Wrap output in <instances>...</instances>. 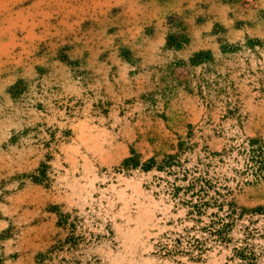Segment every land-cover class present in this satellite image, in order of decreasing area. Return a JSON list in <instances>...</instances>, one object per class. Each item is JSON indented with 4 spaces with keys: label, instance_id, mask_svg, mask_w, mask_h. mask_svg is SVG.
Returning <instances> with one entry per match:
<instances>
[{
    "label": "rangeland",
    "instance_id": "374dc122",
    "mask_svg": "<svg viewBox=\"0 0 264 264\" xmlns=\"http://www.w3.org/2000/svg\"><path fill=\"white\" fill-rule=\"evenodd\" d=\"M259 162L264 0H0V264H264Z\"/></svg>",
    "mask_w": 264,
    "mask_h": 264
},
{
    "label": "trees",
    "instance_id": "16d2710c",
    "mask_svg": "<svg viewBox=\"0 0 264 264\" xmlns=\"http://www.w3.org/2000/svg\"><path fill=\"white\" fill-rule=\"evenodd\" d=\"M138 163V160L136 157L133 158H128L123 162V165L126 167H132V166H136ZM153 163L152 161H149V165L146 164V169L150 167V164ZM259 169L260 171H263L264 173V163L259 162Z\"/></svg>",
    "mask_w": 264,
    "mask_h": 264
}]
</instances>
